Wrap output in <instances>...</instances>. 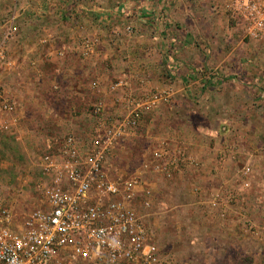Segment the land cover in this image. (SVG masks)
<instances>
[{
  "label": "rangeland",
  "instance_id": "1",
  "mask_svg": "<svg viewBox=\"0 0 264 264\" xmlns=\"http://www.w3.org/2000/svg\"><path fill=\"white\" fill-rule=\"evenodd\" d=\"M128 1L61 0V3L68 7L77 4L89 7L83 17L100 26L107 35L109 52L121 53L123 62L136 52L156 53V45L163 46L162 39H181L177 44L167 43L169 65L163 62L159 72L154 71V77L145 76L144 82L150 83V88L137 99L144 102L152 95H162L157 107L145 115L160 111L173 119L176 108L170 107L175 100L171 93H180L188 81L185 86L190 92L178 96L180 120H172V125L180 129L197 127L207 136L217 133V138L225 140L224 145L233 149V153L231 161L219 167L222 174L217 180L222 187L203 193L204 198L217 199L218 204L199 209L188 207L186 180L184 186L183 182L176 183L177 175L166 183V191L173 192V199L156 195L157 188L152 185L161 177L151 167L142 169L146 163L155 164L150 142L134 144L128 139L121 143L116 150L119 157L108 166L109 173L124 180L141 174L152 186L151 207L143 209L140 202L135 205L144 216L143 224L150 237L172 264H264V37L257 40L246 37L243 24L232 11L231 0H131L135 2L134 13L126 12L124 6ZM146 16L152 17L151 20ZM69 18L65 22L71 21ZM180 58L187 64L179 65L183 63ZM135 66L143 70L139 62ZM188 74L195 79L188 80ZM97 104L82 111L86 123L96 122L93 132L81 139L72 133L65 137L57 135L51 141L52 150L70 135L87 141L97 125L108 120L95 118L93 110ZM241 109L253 111V123L259 131L255 144L240 141ZM89 113L93 120H89ZM20 143L14 138L0 142V204L14 213L17 221L22 214L43 206L36 189L43 154L40 157L31 154L30 148H23ZM240 145L246 147L242 157L236 156ZM252 145L258 160L250 161ZM147 151L149 154L144 158ZM247 167L252 171L244 175L243 169Z\"/></svg>",
  "mask_w": 264,
  "mask_h": 264
},
{
  "label": "crops",
  "instance_id": "2",
  "mask_svg": "<svg viewBox=\"0 0 264 264\" xmlns=\"http://www.w3.org/2000/svg\"><path fill=\"white\" fill-rule=\"evenodd\" d=\"M133 3L135 2L129 0L124 6L127 13L136 11ZM88 10L89 7L79 4L68 7L61 0H0V44L10 28H17L7 41V58L0 63L1 91L16 108L15 113L4 116L11 125L9 130L0 131V142L5 143L12 138L16 140L20 136V146L30 148L31 154L40 157L54 148L51 141L58 138L57 135L65 137L72 133L81 139L82 136L86 138L89 131L93 132L96 122L86 123L88 120L82 114L88 105L101 103L105 111L103 117L106 119L126 117L129 108L124 104L125 95H133L139 101L137 97L150 88V83L144 82L145 76L154 77V71L159 72V66L163 62L169 65L167 43L182 42L174 37L168 41L162 39L163 46L158 43L156 53H139L136 49H131L136 53L130 55V60L123 62L121 53L117 54L114 50L109 52L107 35L101 31L100 26L83 17ZM68 17L71 21L65 22ZM84 38H92L97 42L94 55L86 59L81 57L79 51ZM179 60L183 61L179 65L187 64L184 58ZM138 62L142 71L135 66H138ZM189 76L188 74V80L195 79ZM117 82L124 86L114 93L111 88ZM95 83L97 88H93ZM187 83L185 81L180 93H171L175 100L170 107L176 108L173 119L161 115L160 111L146 114L138 131L128 141L134 144L138 141L150 142L154 151L165 145L182 152L181 155L186 156L189 161L199 163L196 168L190 163H183L175 180L179 183L186 180L190 199L188 207L199 209L215 203L204 198L203 193L222 187L217 180L222 174L219 167L231 161L233 149L229 150L223 143L225 140L217 138V133L207 136L197 127L180 129L179 126L172 125L175 119L180 120L178 96L183 92H190L189 87L185 86ZM241 110L240 141L255 144L259 131L253 123V111ZM91 117L89 113V120H93ZM245 148L240 145L236 156L245 155ZM251 149L250 161L258 160L253 145ZM148 154L147 151L143 157ZM118 157L119 154L113 156L109 165L115 164ZM160 179L162 180L152 185L157 188L156 195L163 199L169 196L173 199V192L166 191L168 180ZM174 185L176 184L172 185V189Z\"/></svg>",
  "mask_w": 264,
  "mask_h": 264
},
{
  "label": "built area",
  "instance_id": "3",
  "mask_svg": "<svg viewBox=\"0 0 264 264\" xmlns=\"http://www.w3.org/2000/svg\"><path fill=\"white\" fill-rule=\"evenodd\" d=\"M231 2L246 37L263 38L264 0ZM16 31L10 28L0 44V63L6 60L7 41ZM96 46L95 40L84 38L79 47L81 57L94 55ZM123 86L119 82L111 90L116 93ZM162 98L156 94L140 102L125 95L126 117L100 122L85 142L67 136L59 148L50 149L41 158L36 189L43 206L22 214L17 221V216L0 204V264H172L150 237L135 205L140 202L143 209L151 207V186L141 174L124 180L108 170L118 146L136 134L145 113L156 108ZM15 110L0 88V131L9 130L11 124L4 116ZM103 112L101 103L95 105V118L103 117ZM181 154L161 146L152 153L155 164L146 163L142 169L151 167L159 177L172 180L183 163L199 166ZM251 171L243 169L244 175ZM214 202L218 204L217 199Z\"/></svg>",
  "mask_w": 264,
  "mask_h": 264
}]
</instances>
